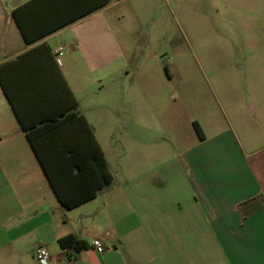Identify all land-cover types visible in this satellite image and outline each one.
<instances>
[{
	"label": "crops",
	"instance_id": "obj_1",
	"mask_svg": "<svg viewBox=\"0 0 264 264\" xmlns=\"http://www.w3.org/2000/svg\"><path fill=\"white\" fill-rule=\"evenodd\" d=\"M71 1L83 5L72 16L102 2ZM109 4L58 28L57 0H0V264H40L39 245L50 253L48 264H264V202L245 218L238 210L241 203L264 199V80L249 84L259 93L248 95L243 113L231 112L227 129L213 124L209 135L199 124L202 138L197 135L178 155L173 150L181 138L164 143L173 158L148 161V170L138 172L143 161L126 149L118 179L98 138L109 105L91 94L94 86L104 92L109 78L119 85L118 73L129 60L111 28ZM138 88L126 94L135 120L141 113L133 102L139 101ZM67 89L77 102L69 111ZM25 127L50 131L38 144L51 151L52 169L71 203L101 183L92 136L112 184L67 210ZM164 130L171 134L169 126ZM73 164L85 168L81 177ZM97 218L105 225L101 238L90 231ZM69 235L91 249L70 258L74 252L59 244ZM94 239L105 244L104 253L94 250Z\"/></svg>",
	"mask_w": 264,
	"mask_h": 264
},
{
	"label": "rangeland",
	"instance_id": "obj_2",
	"mask_svg": "<svg viewBox=\"0 0 264 264\" xmlns=\"http://www.w3.org/2000/svg\"><path fill=\"white\" fill-rule=\"evenodd\" d=\"M108 9L129 60L119 85L109 78L91 94L109 105L98 138L116 178L126 149L147 171L148 161L173 158L168 140L181 138L178 155L198 135L194 122L209 135L213 124L227 129L231 112L243 113L248 95L259 93L249 84L264 80V0H111ZM138 86L135 120L126 94ZM104 226L97 218L90 231L101 238Z\"/></svg>",
	"mask_w": 264,
	"mask_h": 264
},
{
	"label": "trees",
	"instance_id": "obj_3",
	"mask_svg": "<svg viewBox=\"0 0 264 264\" xmlns=\"http://www.w3.org/2000/svg\"><path fill=\"white\" fill-rule=\"evenodd\" d=\"M57 1H58V3H60V13L59 14L61 16L60 25L58 28H62L63 26L71 24L72 22H74L78 18L86 16V15L94 12L96 9L101 8V7L110 3V0H102L101 4L96 5L95 7H86L84 9V11L83 10L81 11L82 13L79 12L78 14L72 16L71 14L76 10L82 9L83 5L75 4L71 0H67V2H66V0H57ZM17 13H18L17 10L13 11V15L15 16V18L18 19ZM20 28L24 33V29L21 25H20ZM166 71H167V67H166ZM66 99L69 100L70 104H71L70 107L67 109V111L72 110L74 108H77V102L74 99V97H73V95L69 89H67ZM66 119H68V115L66 116ZM54 122H57V121H54ZM194 127H195L196 132L199 135V137L202 138V136H203L202 130H201V128L197 122H194ZM25 130L27 131V136H28L29 140L31 141V144H32V146H33V148L37 154V157H38V159H39V161H40L51 185L53 186V189H54L59 201L67 210L74 209L77 206L94 199L96 197L97 190L112 184L113 176L108 169L107 161L104 157V154H103L101 148L99 147V145L96 143L94 137L92 136V142H93L94 147L98 153V156L97 157L94 156L93 160H94V164L96 166L98 176L101 177V183L98 184L97 189L92 193V195H90L89 197H86V198L79 199V200L71 203L68 200V198L65 196L64 192L60 188V185H59L60 174L52 169L51 161H50L51 151L48 149L40 147V144H38L39 140L48 138L47 135L50 133V131L46 132V130H45V132H44V130L43 131L40 130L41 132H38V131H34V129H31V128L28 129L26 127H25ZM41 141L39 143H42ZM74 168H78L79 172L77 174V177H81V175H82L81 172L84 171L85 168L82 165L73 164L72 170H74ZM263 202H264L263 197L259 196V197H256L254 199H251L249 201H246L244 203H241L238 206V210L241 213V215L245 218V217L261 210ZM59 244H60L61 248L66 253L69 254V251H71V250L74 252V254L71 253L69 255L70 258L76 257V254H79L82 251H87V250L91 249L90 245L86 241L80 240L78 237H76L74 235H69V236L61 238L59 240Z\"/></svg>",
	"mask_w": 264,
	"mask_h": 264
},
{
	"label": "built area",
	"instance_id": "obj_4",
	"mask_svg": "<svg viewBox=\"0 0 264 264\" xmlns=\"http://www.w3.org/2000/svg\"><path fill=\"white\" fill-rule=\"evenodd\" d=\"M64 53V47L59 46L56 50V61L58 64H61L60 57ZM92 247L98 253H104L106 250L105 244L101 239H94L92 242ZM35 258L40 264H48L50 262V253L47 248L43 245H39L35 250Z\"/></svg>",
	"mask_w": 264,
	"mask_h": 264
}]
</instances>
